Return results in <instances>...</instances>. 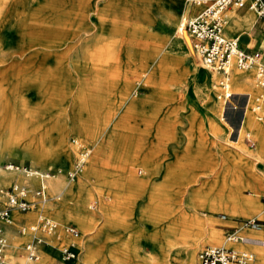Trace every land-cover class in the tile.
<instances>
[{
	"label": "rangeland",
	"instance_id": "rangeland-1",
	"mask_svg": "<svg viewBox=\"0 0 264 264\" xmlns=\"http://www.w3.org/2000/svg\"><path fill=\"white\" fill-rule=\"evenodd\" d=\"M169 7L177 11L175 33L180 19L196 9L191 0H0V188L29 178L5 169L8 162L59 181L53 197L46 187L48 199L39 205L44 211H12L28 219L6 234V248L13 236L21 238L16 256L5 250L8 262L34 263L48 252L51 264H113L112 256L124 264H160V252L168 251L170 261L181 264L192 247L198 264L203 246L224 244L250 248L252 264H264L261 247L226 240L229 230L240 237L251 233L244 219L264 221L248 209L250 201L264 209V134L253 130L264 128V119L249 111L240 118L248 93L251 98L257 90L254 71L241 92L230 71L237 109L226 106L221 116L220 75L213 84L190 36L189 44L182 32L183 48L172 45L162 17ZM251 30L240 41L250 38L248 47L264 56V27ZM78 140L90 141L91 153L69 179ZM81 182L82 192L65 196ZM38 184L32 177L28 198ZM69 205L87 219L60 216ZM39 215L79 230L74 259L61 257L66 235H50L52 242L38 246V259L27 257L24 245L33 234L47 236L19 228ZM259 228L264 239V225Z\"/></svg>",
	"mask_w": 264,
	"mask_h": 264
},
{
	"label": "built area",
	"instance_id": "built-area-1",
	"mask_svg": "<svg viewBox=\"0 0 264 264\" xmlns=\"http://www.w3.org/2000/svg\"><path fill=\"white\" fill-rule=\"evenodd\" d=\"M197 6L196 12L184 17L178 23L177 29L180 33H187L191 37L192 46L201 65L209 71H216L220 77L218 80L217 98L222 102L223 116L224 108L237 107L232 103L233 93L230 90V68L235 66L239 69H252L253 80L257 88L254 95L246 99L244 111H249L257 120L264 119V56L257 49L243 47L239 36H229L225 32V24L229 18L231 8L247 6L255 10L258 15L264 16V0H191ZM243 119V118H241ZM249 137L247 136V139ZM79 148L72 167L67 170L66 175L73 179L82 170L91 153L90 141H79ZM8 170H22L25 175L38 176L40 183L33 192V199L27 197L28 188L19 183H13L6 188H0V199H5L4 205H0V264H9L5 259L7 239L4 234V225L13 223L12 211L25 212L35 206L37 202L47 199L45 187L42 184L46 174L36 173L31 168L18 166L12 162L4 165ZM264 203V193L261 196ZM1 201V200H0ZM244 226L257 229L264 225L263 220L247 218L243 221ZM22 234L43 232L46 236H65L66 240L60 247L63 260L69 261L76 256V245L74 240L79 236V230L71 224L59 225L53 218L39 215L38 221L28 226L19 228ZM64 234V235H63ZM25 243L26 255L31 260L39 258L38 246L46 243L42 236L34 235ZM239 239L235 230L226 233V240L236 241ZM69 240V241H68ZM68 241V242H67ZM263 242V240H262ZM255 260L254 252L247 247L235 248L224 245H205L198 252V264H252Z\"/></svg>",
	"mask_w": 264,
	"mask_h": 264
},
{
	"label": "bare ground",
	"instance_id": "bare-ground-1",
	"mask_svg": "<svg viewBox=\"0 0 264 264\" xmlns=\"http://www.w3.org/2000/svg\"><path fill=\"white\" fill-rule=\"evenodd\" d=\"M187 8H188L187 5L184 4V9L186 10ZM174 13H177L176 8L169 7L167 13L164 12L162 14V17L165 18V23L163 25L166 28V32L169 35V39H170L172 45L175 47L178 44L180 47L183 48V46L185 44L184 37L188 40L189 44H190V38H189V36L186 33H184L185 36L183 37V34L180 33L178 31V29H176V33L173 32V25H174V21H175V18H176V15ZM253 22H254V14H253L252 10H248L246 14H238L237 12H232L230 14V16H229L226 24H225V28H226L227 33L229 32L230 34L231 33H234V32L241 33V32H243L245 30H248L250 28V26L252 25ZM248 45H249V43L247 44V46ZM249 70H251V69L242 70V69L235 68V67L230 68L231 76H232L233 88L235 90H238L237 92H241V91H243V89L245 87L247 88L248 86H250L249 85V79H250ZM211 72H212L211 79H212V83L214 84L215 79H217L218 73L216 71H211ZM151 79L152 78H149V80H151ZM252 86L254 87L255 84L252 85ZM249 98H250V95H249ZM129 101H132L131 98H130ZM130 107H132V103H130V105L128 106V108H130ZM246 115L247 114L245 113V117H246ZM253 123L254 122L251 120L250 125L253 124ZM253 130L259 132L260 134H264V128L261 125H257V124L254 125L253 126ZM61 151L66 156L69 155L70 148H68V146L65 145V142L62 145V150ZM47 155H43L41 157V159L42 160L45 159L44 157H46ZM260 155H262V154H260ZM55 157H58V154H56ZM93 160H95V162H97V159L95 158V155H93ZM92 163L93 162H91V164ZM89 169L92 170L91 167L89 166L86 169V171L89 170ZM36 173H39V172L36 171ZM40 174H46L47 175L46 178H48L49 175H50L49 173H42V172H40ZM53 176H51L46 181H44L46 178H43V180H42V184L45 187V191H46V187H47L48 190H49V193L52 194V197L54 196V194H58V193H55L54 191L59 187V181L57 180L56 177H53ZM1 180L3 181V179H1V177H0V181ZM39 180H40V178H39ZM83 186H84V183L81 182V185L78 188H76L74 190V192H73V189H70V188L67 189L66 188L65 189V196L72 195L73 193H76L77 191L78 192H82L84 190V187ZM80 188H83V189H80ZM46 200L41 201L39 203H36L34 208H37V206L39 204L44 203ZM232 201H233V203H235L237 201L236 197H234L232 199ZM248 204H249V208L248 209H250V211H255L254 214H257L260 218H263L264 219V209H261L253 201L248 202ZM225 209H227V212L230 210V208H228V206L225 207ZM233 209H235V207L234 208L232 207L231 210H233ZM60 216H62L65 219L68 218V217H77V218H80L78 210L73 205H69L67 207L65 206L64 209H62V212H61ZM80 219L81 220H84V219L86 220L87 217L86 216H84V217L81 216ZM186 221H187L186 219L181 218L180 219V222H179L180 223V227H182V229H184V230H186ZM59 225H62V223L59 222ZM168 229L171 230V229H173V227H171V229L170 228H168ZM244 229H246V228H244ZM259 233H261V229L260 228L251 229V233L250 234H246V235H243L241 237L239 236V239L238 240H239V242H244V243L246 242L248 244H251V245L253 244V245H257V247L258 246L261 247V248H259V250L257 252L259 253V256L260 257L261 256L264 257V239H262L259 236ZM51 237L53 238L54 236L51 235ZM54 238H56V237H54ZM20 239L21 238H17L15 236L12 237V239L10 241V245L7 247V254L10 256V258H12V257H14V256H16L18 254V251H19V241H20ZM50 239H51L50 238V235H48L46 237V240L50 242L51 241ZM262 240H263V242H262ZM74 243L76 245V241L75 240H74ZM191 248L192 247H188L187 248V254L190 255L189 261L183 262L181 264H193V260L195 259L194 256H193L194 255L193 253H194L195 250L193 248L192 249ZM160 253H161V261H162V263H160V264H174L173 262L170 261L171 259H173L172 258V254L170 252L167 251V252H160ZM111 259H112L113 264H124V262H122L123 259H121L119 256H112ZM9 264H11V263H9ZM27 264H51V256L47 252V253H44L43 259L41 261L34 262V263H29L27 261Z\"/></svg>",
	"mask_w": 264,
	"mask_h": 264
},
{
	"label": "crops",
	"instance_id": "crops-1",
	"mask_svg": "<svg viewBox=\"0 0 264 264\" xmlns=\"http://www.w3.org/2000/svg\"><path fill=\"white\" fill-rule=\"evenodd\" d=\"M194 7L196 8L195 9V11L194 12H196V10H197V6H195L194 5ZM244 8H246V9H249L247 6H244V7H241V8H231L230 9V11H229V16H230V14L232 13V12H237L238 10H241V9H244ZM248 11V10H247ZM247 11H244L243 13H241V14H246L247 13ZM253 11V10H252ZM193 12V13H194ZM193 13H191L190 15H192ZM239 14V13H238ZM187 16H189V15H187ZM187 16H185V17H187ZM184 18V17H183ZM180 22V21H179ZM178 26V25H177ZM255 26V27H254ZM258 27H264V20H260V19H258V17H256L255 18V16H254V22L252 23V25L250 26V28L248 29V30H245V31H243V32H241L240 34H238V35H235V34H229V33H227L226 31V34L227 35H231V36H239V39H240V35H242V33H244V32H246V31H252L251 29H253L254 28V30L256 29V28H258ZM110 35H112V34H110ZM246 38L244 37V38H242V42H241V44H243V42H245L244 40H245ZM249 41H250V38H248V40H247V42H245L246 43V45L249 43ZM243 45H245V44H243ZM242 45V46H243ZM243 47H247V48H249L248 46H243ZM251 49V48H250ZM260 50V49H259ZM261 51V50H260ZM218 73V72H217ZM218 75H219V73H218ZM231 78V77H230ZM202 83L204 82V80L203 81H201ZM256 87V86H255ZM257 89V88H256ZM257 91V90H256ZM249 94V93H248ZM234 95V94H233ZM233 98V97H232ZM233 100V99H232ZM232 103L233 104H236L235 103V101L233 100L232 101ZM236 109H237V107H236ZM243 110H242V116L240 117V118H243L244 119V115H245V113L246 112H243L244 111V107L242 108ZM243 119H241V122L243 121ZM35 171H37V170H35ZM11 172H14V173H17V172H21V171H11ZM22 174H24L23 172H21ZM26 176H28V175H26ZM29 178H28V181L27 182H13V183H21L22 185H25V186H27L28 185V183H29V181L32 179V177L33 178H35L36 179V181H37V183H40V180H39V178H38V176H35V175H32V176H28ZM49 177H50V175H49ZM48 178H46L44 181H46ZM29 186V185H28ZM28 188V187H27ZM46 190H47V188H46ZM47 192V191H46ZM29 196H31L30 198L31 199H33V196L30 194ZM1 201H3V199H2V197H1V199H0ZM40 205V204H39ZM37 206V208H35L34 210H36V209H38V210H36V211H38V213L40 212V211H44V210H42V208H40V206ZM18 213H20V212H18ZM20 214H25V213H20ZM12 216H13V218H14V220H13V223L12 224H6V225H4V234H5V236H6V234L9 236L10 235V231L13 229V228H15V226H16V224L19 222V221H23V220H27V219H25L24 217H21V216H19L18 218H15L14 217V213H12ZM263 219V218H262ZM11 235H12V233H11ZM10 237V236H9ZM54 237H56V236H54ZM76 241V240H75ZM228 241V240H227ZM236 241H238V240H236ZM228 242H235V241H228ZM46 243H47V240H46ZM48 244V243H47ZM247 244V243H246ZM224 245V244H223ZM7 249V248H6ZM5 249V250H6ZM10 263V262H9ZM12 264V263H11Z\"/></svg>",
	"mask_w": 264,
	"mask_h": 264
}]
</instances>
